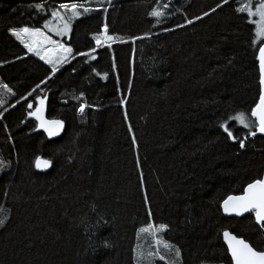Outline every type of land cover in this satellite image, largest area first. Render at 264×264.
<instances>
[{"label":"trees","instance_id":"obj_1","mask_svg":"<svg viewBox=\"0 0 264 264\" xmlns=\"http://www.w3.org/2000/svg\"><path fill=\"white\" fill-rule=\"evenodd\" d=\"M260 2L0 0V82L12 94L0 109V264L145 262L135 247L149 212L153 225H167L155 237L180 256L162 248L165 263L151 259L152 248L146 264H231L225 230L264 251V227L251 214L227 218L220 209L264 177V137L234 119L255 122L260 45L237 9ZM72 3L90 11L77 9L64 41L72 56L53 74L10 29H40ZM105 25L111 47L93 39ZM37 97L45 119L63 122L54 138L28 115ZM37 156L50 166L37 169Z\"/></svg>","mask_w":264,"mask_h":264},{"label":"snow or ice","instance_id":"obj_2","mask_svg":"<svg viewBox=\"0 0 264 264\" xmlns=\"http://www.w3.org/2000/svg\"><path fill=\"white\" fill-rule=\"evenodd\" d=\"M226 4L228 0H223ZM110 3V0H109ZM42 5L37 3L35 4V9L37 11L42 10ZM60 8L65 9L71 12V16L65 19V16L61 15L58 11H52V16L57 20V25L53 27L50 23H46L45 27L49 31H55L57 35H67L71 30L70 24L73 18L78 17L80 12L77 11L78 8H82L84 13L90 11L88 7H85L83 4H60ZM166 7V5H165ZM217 7H220L218 4ZM106 11V9H105ZM215 11V9H213ZM239 12L247 11V16L257 17L254 21L249 19L250 23H255L256 25V35L264 36V0H261L260 3L255 5V11L252 10V7L242 6L237 9ZM149 15L156 17L157 22H159V17L163 15L161 11L153 9ZM208 15V13H205ZM200 19V17H197ZM189 24L192 23L191 20L188 21ZM181 27L183 25H180ZM11 35L14 36L23 46L29 51L39 56L47 64L55 65L57 63H63L67 61V55L72 53L71 47H65L59 41L52 40L50 37L46 36L39 28L34 27H21L19 29L12 28L10 29ZM97 46H101L105 42L113 41L114 37L107 35V26L103 28L101 35L93 37ZM141 39V37H137ZM255 43V41H253ZM48 45L49 47H45ZM111 47V44H108ZM60 51L61 54L56 57L54 60L51 56V53ZM96 49H91V52H95ZM79 55L88 56L89 59L95 60L96 56L91 55V53H78ZM259 61V84H260V94L259 102L254 108L251 109L252 117H255L254 124L247 122L243 113L237 114L234 119L240 122L244 128L249 129L247 135L255 136L257 132L264 133V46L259 47V55L257 56ZM56 67L53 66V73L56 72ZM104 78L103 76L101 77ZM7 89V86H4ZM123 103V101H121ZM44 100L37 97V107L34 112H29L28 115L35 118L38 122L36 127L43 129L44 133L48 137L57 136L60 130L63 128V122L60 120H47L44 118ZM32 104H28V108H32ZM86 105L81 103L79 105L78 111L83 113L85 111ZM221 128L227 133V137L235 141L233 133L224 125H220ZM254 127V130H252ZM131 131V129H129ZM133 145L136 144V140L133 139ZM239 147L244 148L245 144L243 140L239 141ZM50 166L49 160H42L39 156L35 159V167L37 169H46ZM6 167L3 159H0V169ZM224 212L227 214L234 213L236 216H242L245 213H251L255 218V223L264 227V179H256L253 182L248 183V185L243 189V194L234 196L229 195L226 199L223 200L221 204ZM152 214L149 212V222L146 227L140 228L138 231L141 233H151L153 238L157 232H162L167 229V225L158 224L153 225L151 222ZM4 221L0 220V226H3ZM224 243L227 245V252L231 256V264H264V251L256 250L244 239L238 238L236 235L231 234L229 231L225 230L223 232ZM157 244H162L164 248H172L173 245H170L162 239H156ZM175 256L178 258L180 256V250L175 249ZM163 259V257H161Z\"/></svg>","mask_w":264,"mask_h":264},{"label":"rangeland","instance_id":"obj_3","mask_svg":"<svg viewBox=\"0 0 264 264\" xmlns=\"http://www.w3.org/2000/svg\"><path fill=\"white\" fill-rule=\"evenodd\" d=\"M100 1V0H99ZM103 1V0H101ZM107 4H110L113 0H110V3H109V0H104ZM249 7H252V10L255 11V6L253 7L252 5H249ZM61 12L63 16H65V19H67V17L71 16V12L70 11H67L65 9L59 11ZM243 13L246 15L247 19H248V22H249V19L251 20H255L257 19V17H251L249 18L247 16V11H243ZM80 16L78 17H75L72 19L71 21V24H70V28H72V25L74 23V21H76L77 19H79ZM46 23H50L53 27H55L57 25V20L51 15L49 20L46 21L43 26L40 28V30L48 37H50L52 40H55V41H59L61 44H63L65 47H69L65 44L64 41H67L68 38H69V35H70V32L71 30L69 31V33L67 35H57L55 31H49L47 27H45V24ZM250 23V22H249ZM253 26H254V41L257 45H263L264 44V36H257L256 35V25L255 23H251ZM103 30V29H102ZM101 30V32H102ZM15 38V37H14ZM16 39V38H15ZM17 40V39H16ZM17 42H19L17 40ZM20 43V42H19ZM21 44V43H20ZM23 46V44H21ZM103 46H108V44L105 42L104 44H102V47ZM45 47H49L48 45H45ZM27 50V49H26ZM28 51V50H27ZM29 56H33V57H39L37 55H35L34 53L32 52H29ZM61 54L60 51H57V52H53L51 53V56L52 58L55 60L57 56H59ZM67 55V60L72 56V53L70 54H66ZM65 62L63 63H57L55 65H52V64H48L50 67L53 68V66H55L56 68L59 67L60 65L64 64ZM47 64V63H46ZM12 97V94L9 92L8 89H6L2 83L0 82V109L3 108L4 106H6V104L8 103V101L11 99ZM240 123V122H238ZM241 124V123H240ZM253 216V215H252ZM254 219V218H253ZM147 233H141L139 232L138 233V237L143 235L140 243L138 245H136L135 247V257L136 259H139L141 261H145V262H141V263H138L135 258V264H146V261L152 256V252H151V249L153 248L154 251V255L151 257L154 258V256L156 255V258H158L159 260H162L163 262L165 263H170L168 261V259L165 257L164 255V251L162 252V248H164L161 244H157L155 242L156 239L158 238H153L152 236V240L148 243L147 241V238H146V235ZM173 250H175L174 248H172ZM161 257H163V259H161ZM177 257L175 256V253H173V259H176Z\"/></svg>","mask_w":264,"mask_h":264},{"label":"water","instance_id":"obj_4","mask_svg":"<svg viewBox=\"0 0 264 264\" xmlns=\"http://www.w3.org/2000/svg\"><path fill=\"white\" fill-rule=\"evenodd\" d=\"M260 46H264V44L263 45H260ZM258 55H259V51H258ZM54 74V73H53ZM259 102V101H258ZM43 108H44V118H45V107L43 106ZM255 118V117H254ZM35 119V118H34ZM40 130H43V129H41L40 128ZM60 132H61V130H60ZM60 132H59V134H60ZM58 134V135H59ZM258 134L260 135V136H262V137H264V133H260V132H258ZM47 135V134H46ZM57 135V136H58ZM54 137H56V136H54ZM54 137H51V138H54ZM44 168H42V169H39V170H43ZM262 179H264V177L262 178ZM243 194V193H242ZM241 194V195H242ZM223 203V202H222ZM221 203V204H222ZM220 209H221V213H222V215L224 216V217H227V218H242V217H244V216H246V215H249V214H251V213H245V214H243L242 216H236L234 213H232V214H227V213H225L224 212V210H223V208L221 207V205H220ZM252 215V214H251ZM253 218H254V216H253ZM254 221H255V218H254ZM239 238V237H238ZM222 242H223V244H224V246L226 247V249H227V245L224 243V238H223V233H222ZM228 253V252H227ZM228 256H229V258H230V261H231V256H230V254L228 253Z\"/></svg>","mask_w":264,"mask_h":264}]
</instances>
